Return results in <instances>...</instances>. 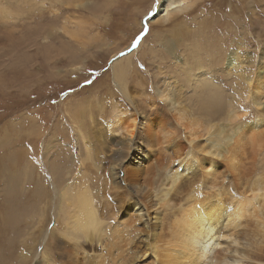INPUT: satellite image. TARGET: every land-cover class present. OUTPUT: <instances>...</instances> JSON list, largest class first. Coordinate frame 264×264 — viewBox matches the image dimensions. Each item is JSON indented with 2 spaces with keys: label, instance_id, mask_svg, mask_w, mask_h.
I'll return each mask as SVG.
<instances>
[{
  "label": "rangeland",
  "instance_id": "374dc122",
  "mask_svg": "<svg viewBox=\"0 0 264 264\" xmlns=\"http://www.w3.org/2000/svg\"><path fill=\"white\" fill-rule=\"evenodd\" d=\"M88 1L84 7H73V0H0V8L12 6L13 10V13L5 14L3 8L0 9V262L4 264H19L20 253L33 257L38 248L35 243L40 240L47 221L50 223L46 229L49 231L53 227L51 236L58 241L63 219L57 205L69 184H74V188L77 183L89 184L94 198L103 205L104 213L105 206L118 205L120 201L135 202V209L140 208L131 211V217L140 218L133 224L140 232H136L125 251L128 264L133 248L142 246L144 251L148 243L159 245L165 239L179 207L185 208L196 196L202 199L219 194L225 207L231 208L242 188L241 179L252 180L254 174L264 173V137L256 138L255 142L243 140L236 152L243 166L237 164L239 169L230 168L227 152L222 157H213L214 168L209 175H202L201 170L206 169L203 167L190 169L181 176L178 181L180 192L175 188L169 190L170 182L166 179L177 163L170 170L154 161L146 175L153 183V194L150 198H142L135 196L129 185L125 190V185L119 181L122 177L119 159L125 160L137 152L135 147H123L121 136L108 131L104 142L100 138V128L115 114L116 106L124 112L136 107L134 111H138L139 122L151 111L168 114L162 101L153 96V87L159 84L167 83L182 104H187L195 115L213 124L212 129L217 125L224 133L235 131L238 126L252 121L257 112H263L264 103L257 111L246 98L247 83L234 72L229 74L224 62L231 53L238 52L237 61L243 56L248 57L240 63L245 76L252 77L259 67L264 68V0H187L186 6L168 19L155 20L153 15L147 21L144 18L149 12L154 14L159 0ZM145 24L148 32L139 41L142 47L131 57L132 67L126 79L132 96L130 102L115 85L110 65L121 52L125 55L132 52L129 51L132 41L144 31ZM141 64L143 69L139 67ZM199 66L207 71L200 77L202 80L196 82L192 78ZM85 80L93 83L85 85ZM204 80L211 83L207 86ZM214 87L220 92L221 101L209 107ZM69 89L72 91L68 92ZM61 92L68 94L62 96ZM228 100L239 104L237 107L244 112L233 122L227 115ZM73 103L78 106L76 111L71 107ZM200 135L195 142L203 145L208 134L202 131ZM183 136V129L178 127L177 139L184 140ZM85 141L90 144L89 148ZM233 142L227 149L236 147ZM139 146L140 150L144 149L141 144ZM143 158H139L140 163ZM136 164L138 162L132 166ZM116 171L118 180L114 178ZM37 182L40 184L36 190ZM161 192L163 196L168 194L164 200H170L168 207L159 202L163 197ZM50 200L52 203L47 207ZM51 206L55 207L54 212H50L54 213L56 222L52 217L46 220L40 216ZM247 220L248 228H244L246 235L243 237L250 239L253 219ZM130 225L131 221L123 225L125 236H129L128 230L133 232ZM145 231L154 236L148 237ZM57 243L65 250H73V264H94L101 252L97 243L90 241L76 247L66 238ZM65 255L64 252L63 260H67ZM106 255L107 261L111 262ZM36 257L35 262L42 264L39 252ZM139 260L149 264V250L141 258L138 254L137 261L130 264H143Z\"/></svg>",
  "mask_w": 264,
  "mask_h": 264
},
{
  "label": "bare ground",
  "instance_id": "6f19581e",
  "mask_svg": "<svg viewBox=\"0 0 264 264\" xmlns=\"http://www.w3.org/2000/svg\"><path fill=\"white\" fill-rule=\"evenodd\" d=\"M186 1L187 0H159V4L154 9L155 20L168 19L172 14L177 13L181 9H183V7L186 6ZM73 3L77 7H84V5H87L89 1L73 0ZM174 4L176 5V7H173ZM2 8V12L5 14L13 13L12 6L9 9H7L6 6ZM2 12L0 11V13ZM141 47L142 43L140 42L129 55H124L123 57H121L120 54L117 55L116 60L111 63L112 65H110L115 85H117L120 92H122V96H124L130 102L132 100H129V98H132V96L130 95L129 89L127 88L128 86L126 84V79L129 70L132 67L130 62L131 57L134 56V54H136ZM237 53L238 52L231 53L225 59L224 68L227 70V72H229V74L230 72H234L233 74H237L238 78L247 83L248 92L246 91V98L254 107L257 108V111H259L258 108H261L262 104L264 103V68L259 67L256 72L254 71V75L252 77L245 76V71L242 69L240 63L245 61L248 57L246 58L245 56H243L239 61H237ZM196 71L198 72L196 74L193 73L194 79L192 78V80H197L198 82H200L202 80V78L200 77H203L202 75L206 74L207 69L205 71L201 66H199L198 70L196 69ZM208 77H210V75H208ZM204 81L206 82L207 86L211 83L210 80ZM166 84H159L158 86L153 87V96L162 101L168 114L164 115L162 111L160 113L151 111L149 112L147 117H142V119L140 120L141 122H139L137 113L138 111H134L136 107L131 111L124 112L120 107L116 106L114 108L115 114L112 116V118H110L104 124L103 128L100 125V129H102L100 138L103 140V142L107 139L106 131H108L114 133L115 135L121 136L120 139L122 143L120 142V140L118 143H121V145L123 144V147L130 148L134 146V151L137 150V152H133L130 157L125 158V160H123L122 158H118L119 172L120 170H122V177L119 178L116 171V177L114 178H117V180L119 178V181L123 182V184L125 185L123 187L124 189L127 185H129L130 189L134 192V195L142 196V198H150V196L153 194V188L151 186L153 185V183L151 181V178L146 175L148 174V172H150L154 161H156L160 167H163V169L167 168L170 170L173 169L174 163H177L176 169L174 168L173 171H171L172 173L170 174V176L166 179L170 182L169 190L175 188L177 189V191H179L180 186L178 184V181L180 182L179 179L182 175H184L186 171H189L190 169L200 170L205 167V171L201 170V172L203 173L202 175H207L208 172L211 171L212 168H214L212 158L222 157L226 154V152L229 153V167L232 169H236L238 167L237 164H240V159H238L236 152H238V149L241 147L242 141L246 140L247 142L249 140L255 142L256 138L264 137V111L257 112V115L252 121L250 120V122L243 124V126L241 127L238 126L239 128L237 127L235 131H231V133H224L222 129L218 130L217 125L214 129H212L214 127L213 124H210L208 120L201 119L200 117H198V115H195L187 104H182V102L179 101V98L174 96L172 90H170L168 86H166ZM216 88H213L212 95H214V97L210 100V104L208 105L209 107L217 105L221 101V94ZM226 103L228 106L227 115L230 119H232V122L233 120H237L238 118L242 117L244 112L237 107L239 104L237 105V103L230 100H228V102L226 101ZM137 106L139 107V105ZM71 107L73 108V111H76V109L78 108V106H76L77 108L75 107L74 103L73 105L71 104ZM126 125H128L127 128H125ZM139 127H142L143 129H138ZM178 127L182 128L184 131V140L177 139ZM130 129L134 130L132 137L128 135ZM202 131H205L208 134L206 138L207 142L205 140L206 143L203 145H201L202 143L198 144L195 142L196 138H198L197 136L200 135ZM97 134L95 135L97 136ZM100 140L98 141L101 142ZM232 141L235 142L233 143L236 145V147L233 146L232 149H227V146ZM139 144H141L144 149L140 150ZM257 145L258 143L256 144V146ZM85 146H88L89 148L90 144L87 145L86 142ZM261 146L262 145L260 144V147ZM123 147L121 148L123 149ZM125 150L126 149L124 148V151ZM204 154H206L208 157L204 156ZM239 154L241 155V153ZM142 156L144 158L140 163L139 158ZM151 157H153V159H151ZM150 160L152 161V163L149 162ZM136 162H138L139 165L136 164V167L132 166V164H135ZM111 169L114 170V166H112ZM116 170H118V168H116ZM242 172L246 173V171L243 170ZM26 173L28 172L26 171ZM214 173L216 174V172ZM28 181L31 182L32 180ZM39 184L40 183L37 182V186H33L34 189L37 190ZM77 184L78 186L76 188H74V184H69L65 188L64 194L61 191L62 200L59 199L60 201L58 202L57 206L60 208L59 213L63 219V229H61V233L56 238L58 241H55L53 236H51L53 227L52 229H49V231L46 229V225L50 223L47 221L43 231L41 232L42 235L40 240L35 243V247L38 248L34 250V254H32L33 257L27 256L26 253H20L19 264H40L39 262H35L34 260V258L38 256V252L40 256H42V264H73V261L71 260L73 258V250H65L62 245L57 243L60 239L63 238L71 241L73 243V247H76V245H83L85 241H90L91 243L94 242V244L97 243V248L101 252L96 259L97 263L96 260H94V264H127V255L125 251H127L128 246L131 245L133 236L136 234V232L138 233L139 231L136 229V227H133V224L134 222L139 221L140 218L131 217V211H133L136 206L135 202L124 203L123 201H120V204H115L116 206L113 204L105 206L106 213H104L102 209L104 208L103 205L99 203L100 200H96L94 198L92 191L88 187L89 184ZM240 185L242 188L238 194L237 200L234 201L236 197L233 200L234 206H232L231 208H228L229 206L225 207V204L222 203L223 201H221L219 194H215L214 196L211 195L212 197L209 196V198L204 197L202 199H199V196H196V198L194 197L195 199H193L191 203L186 205L185 208L183 206L179 207L178 212L172 217L171 225H169V227L167 228V236L164 237L165 239H163L159 245L156 242L148 243L144 251L142 250V246L133 248L134 250L131 255L132 259L128 257V264H130L132 261H137L138 254L140 255V258L141 256L143 257L144 252L148 250L151 257L149 264H264V173H260L258 175L254 174L252 180H250L249 178L247 180L242 178ZM115 187L118 189L117 185H115ZM58 190H60V188ZM166 195L163 196L162 194L163 197L159 199V202H161V205L163 207H168L170 203V200L168 199V201H164L167 197ZM14 200L15 198H12V201ZM6 202L8 203V200ZM122 202L123 204H121ZM231 202H229V204ZM51 203L52 200H50L49 204H47L46 206L48 207ZM8 204H5V206H9ZM1 206L2 205H0V207ZM54 208V206H51L49 207V211H46V214L41 213V218L46 217L45 219L47 220V218L49 219V217H52L55 220L54 213H52ZM138 209L140 208L137 207L135 210ZM50 210L52 211L50 212ZM131 218L132 220H130ZM247 219H253V227L252 230L249 231L250 239H246L249 237H243L244 234L246 235L245 229L248 228L245 225V222L248 221ZM130 221V226L134 229L133 232H130L131 230H128L127 235L129 236H125V230L122 228H124L123 225L128 224ZM121 230L123 231L121 232ZM220 231L222 232L221 234H219ZM240 232L243 233H241L242 237H240L241 235L239 236ZM145 235L152 238L154 236V233L147 234V232L145 231ZM90 245L92 246V244ZM7 247L11 249L10 246ZM217 248H220V250H217ZM5 250L7 251V248ZM64 252L66 254L65 256H67V260H63V258H65L63 257ZM106 254H108L112 259L111 262L107 261L108 257ZM1 263L3 262H0V264ZM144 263L145 262H143V264Z\"/></svg>",
  "mask_w": 264,
  "mask_h": 264
},
{
  "label": "snow or ice",
  "instance_id": "6c2138e0",
  "mask_svg": "<svg viewBox=\"0 0 264 264\" xmlns=\"http://www.w3.org/2000/svg\"><path fill=\"white\" fill-rule=\"evenodd\" d=\"M44 6H47V5L45 4ZM173 7H176V5L174 4ZM153 15L154 14L152 12H149L148 15L144 18L145 21H147L149 18H153ZM58 31H59V29H58ZM147 32H148V27H147V24H145L144 25V31H142L139 35H137L135 37V39L132 41V45H131V48L129 49V51L135 49L138 46L139 41L141 40L142 37H144L147 34ZM124 55H125V53H123V52L120 53V56L121 57H123ZM113 59H115V57ZM139 67L141 69H143L144 65L141 64ZM84 83H85V85H89V84L93 83V81H91V80H85ZM71 91H72V89H69L68 90V92H71ZM67 94L68 93H66V92H61L60 93V95H62V96H65ZM53 103H55V101H53ZM133 133H134V130L133 129H130L129 132H128V135L130 137H132Z\"/></svg>",
  "mask_w": 264,
  "mask_h": 264
},
{
  "label": "clouds",
  "instance_id": "9594fccd",
  "mask_svg": "<svg viewBox=\"0 0 264 264\" xmlns=\"http://www.w3.org/2000/svg\"><path fill=\"white\" fill-rule=\"evenodd\" d=\"M73 7H75V5H72ZM128 127V125H126V127L125 128H127Z\"/></svg>",
  "mask_w": 264,
  "mask_h": 264
}]
</instances>
